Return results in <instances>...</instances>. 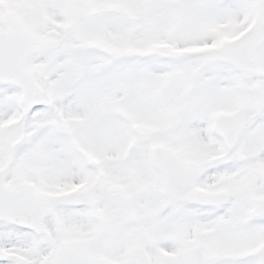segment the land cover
<instances>
[{
	"label": "snow or ice",
	"instance_id": "obj_1",
	"mask_svg": "<svg viewBox=\"0 0 264 264\" xmlns=\"http://www.w3.org/2000/svg\"><path fill=\"white\" fill-rule=\"evenodd\" d=\"M0 264H264V0H0Z\"/></svg>",
	"mask_w": 264,
	"mask_h": 264
}]
</instances>
